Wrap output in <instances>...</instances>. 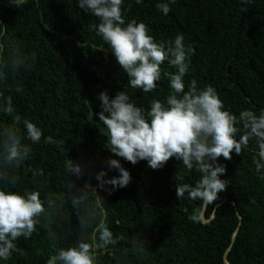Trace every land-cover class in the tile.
<instances>
[{
    "label": "trees",
    "instance_id": "obj_1",
    "mask_svg": "<svg viewBox=\"0 0 264 264\" xmlns=\"http://www.w3.org/2000/svg\"><path fill=\"white\" fill-rule=\"evenodd\" d=\"M157 2L124 0L122 13L145 22L157 40L183 33L196 50L185 80L212 84L238 118L245 109H264V0H176L168 16ZM94 23L98 18L78 0H0V96L11 98L14 108L4 111L0 100V189L38 191L44 208L32 234L14 241L11 257L0 264H47L81 241L92 245L94 264H226L230 246V264H264V161L257 163V140L231 160L220 158L226 190L207 206L187 193L177 198L178 184L200 178L182 161L173 157L153 170L146 160L133 165L116 156L95 115L99 94L125 90L147 108L170 94L167 74L175 70L162 65L154 92L131 88ZM25 120L41 128L39 142L28 138ZM13 138L20 139L21 155L10 160ZM109 157L130 171L127 187L114 190L97 179ZM117 175L109 169L105 179ZM196 207L206 222L190 219ZM101 222L112 232L106 245Z\"/></svg>",
    "mask_w": 264,
    "mask_h": 264
},
{
    "label": "clouds",
    "instance_id": "obj_2",
    "mask_svg": "<svg viewBox=\"0 0 264 264\" xmlns=\"http://www.w3.org/2000/svg\"><path fill=\"white\" fill-rule=\"evenodd\" d=\"M240 2L248 5L254 0ZM136 3L142 4L143 0H136ZM175 3L176 0H158L155 7L168 16ZM123 4L124 0H78L80 9L98 18V23L91 28L126 73L128 85L143 93L154 92L162 79V65L166 61L175 71L167 74L170 94L164 99L153 98L147 108L138 105L125 90L114 97L106 91L99 94L100 111L95 115L106 128V146L133 165L146 160L153 170L163 168L173 157L182 161L186 172L195 169L200 178L194 184H178L177 198L184 199L187 193V199L202 201L203 206L211 205L227 186L221 179L226 172L225 165L219 163L221 157L231 160L233 152L239 155L250 139L255 138L259 149L257 163L264 161V109L259 113L245 109L238 118L225 107L212 84L201 87L195 78L186 81L196 50L191 43H185V35L177 33L174 39L157 40L145 22L126 20ZM0 100L4 111L13 112L11 98L0 96ZM24 124L28 138L39 142L43 136L41 128L31 120H25ZM241 127L244 131L238 136ZM19 146L20 139L13 138L8 149L10 160L21 155ZM27 151L25 148L23 154ZM107 164L108 168L97 176L102 186L107 184L119 190L131 183L132 175L119 159L109 157ZM109 169H116L119 175L105 179ZM73 171L79 173L80 168L75 167ZM178 179L184 181L185 176L180 175ZM43 211L38 191L21 194L0 189V260L11 257L16 247L14 241L20 236L32 234L36 224L34 218ZM190 219L201 221L202 207H196ZM98 231L105 245L113 242L106 223L101 222ZM91 248L92 245L81 241L78 246L60 249L47 264H94Z\"/></svg>",
    "mask_w": 264,
    "mask_h": 264
},
{
    "label": "water",
    "instance_id": "obj_3",
    "mask_svg": "<svg viewBox=\"0 0 264 264\" xmlns=\"http://www.w3.org/2000/svg\"><path fill=\"white\" fill-rule=\"evenodd\" d=\"M204 216H205V211H203V220L206 222L207 220L204 219ZM231 250H232V246H230V247L228 248V250L226 251V253H225V261H226V264H230V263L228 262V260H227V256H228V254L230 253Z\"/></svg>",
    "mask_w": 264,
    "mask_h": 264
}]
</instances>
